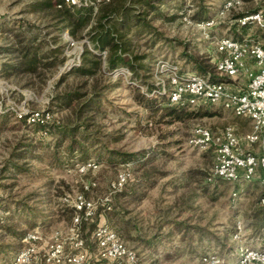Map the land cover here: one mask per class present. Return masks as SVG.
I'll return each mask as SVG.
<instances>
[{"label": "rangeland", "instance_id": "374dc122", "mask_svg": "<svg viewBox=\"0 0 264 264\" xmlns=\"http://www.w3.org/2000/svg\"><path fill=\"white\" fill-rule=\"evenodd\" d=\"M37 1L0 0V245H18L0 251L7 256L3 260L0 254V264L13 263L28 246L23 237L34 229L43 240L29 264H70L43 260L47 243L57 237L65 257L82 250L87 264H209L202 259L206 253L217 255V264H235L241 242L263 245L264 228H255L254 215L262 207L260 182L231 184L215 179L214 145L190 141L196 125L210 128L216 137L226 126L243 135L250 130V121L219 105L204 106L213 115L169 121L135 100L123 82L128 76H114L104 68L94 76L75 71L82 64L85 46L93 48L87 29L76 35L60 31L56 8L33 6ZM223 1L163 0L150 10L156 30L138 38L142 43L138 51L151 53L152 67L158 58H165L185 70L199 71L189 56L213 70V61L220 55L215 46L218 37L250 34L264 45V29L239 28L233 21L239 13L263 8L264 0H242L238 9L208 30L195 24L217 14ZM17 26L40 37L43 49L61 43L59 60L39 74L5 70L3 63L11 53L3 46L9 44L8 32ZM148 78L152 80L151 75ZM95 87H104L102 101L91 112L81 104ZM68 91L87 94L60 98ZM36 110L48 112V121L42 124L51 122L50 130L28 120ZM60 125H76V132H60ZM73 138L77 140L74 150L69 149ZM83 152L87 160L81 158ZM88 160L97 166L81 170ZM120 171H129L131 177L110 193L111 181ZM236 188L239 192L233 198ZM78 193L94 203V214L74 227ZM237 221L244 228L239 239L234 237ZM99 224H107L135 251L134 263L99 258L93 238ZM7 225L12 230H6ZM79 240L82 244L77 246Z\"/></svg>", "mask_w": 264, "mask_h": 264}, {"label": "built area", "instance_id": "2783aa9c", "mask_svg": "<svg viewBox=\"0 0 264 264\" xmlns=\"http://www.w3.org/2000/svg\"><path fill=\"white\" fill-rule=\"evenodd\" d=\"M241 3L242 0H224L217 14L201 19L195 24L203 30H208L220 17L233 9H238ZM64 5H95V3L94 0H60L56 7L60 8ZM233 21L239 28L246 26L264 28V7L238 15ZM215 46L220 55L213 61L212 72L182 70L171 60L158 58L151 69V81L166 95L168 104L185 107L219 105L234 116L247 118L250 121V130L243 135H238L233 127L226 126L221 134L215 137L210 128L196 125L190 141L193 145H214L212 175L215 179L231 184L258 180L263 187L258 203L264 206V45L258 38L246 34L218 37ZM88 48L103 61L105 60L106 49L95 50L89 44ZM110 73L127 78L130 71L127 67L121 66L112 69ZM141 89L145 90V86H141ZM48 116V112L44 114L36 110L30 112L28 120L45 123L48 121ZM96 166L95 161L88 160L82 163L81 170ZM130 177L129 171H120L111 181L110 193L121 189ZM93 184L94 182L85 184V189H89ZM238 192V188L231 192L233 198ZM74 209L75 227L92 217L94 203L84 194L78 193L74 197ZM243 230L241 221H237L234 237L241 238ZM23 238L28 246L17 254L12 264H29L40 251L38 242L43 240V235L38 230L28 232ZM57 238L47 243L44 248L43 260L46 263L67 261L70 264H87L86 252L82 250L65 257L63 244L60 238ZM93 238L100 259L112 261L125 258L130 263L136 261L135 251L127 248L118 234L107 224L97 225L93 231ZM81 244L82 241L79 240L77 246ZM202 259L209 264L219 262V257L212 253H206ZM235 264H264V244L253 245L241 242L238 245Z\"/></svg>", "mask_w": 264, "mask_h": 264}, {"label": "trees", "instance_id": "16d2710c", "mask_svg": "<svg viewBox=\"0 0 264 264\" xmlns=\"http://www.w3.org/2000/svg\"><path fill=\"white\" fill-rule=\"evenodd\" d=\"M59 1L40 0L33 2L32 5L45 9L56 8L54 17L61 24L60 31L67 29L71 35H76L79 30L82 31L86 28L85 34L90 39L93 49L107 50L106 58L103 61L92 49L85 46L82 53V64L76 66L75 71L94 76L102 68L112 70L119 66H127L130 74L126 80H123L124 84L132 89L135 100L145 105L153 114L160 111L161 117L168 116L169 121H181L194 116L214 114L205 109L204 106L206 105L191 110L185 106L168 104L166 95L148 78L151 75L152 63L150 60L153 56L146 51H138V47L142 44L138 42V38L155 32L156 29L151 24L149 13L150 10L156 9L163 0H94L95 5H64L58 8L56 4ZM258 8L239 13V15L255 11ZM8 33L6 37L9 38V44L3 46V49L11 53V56L7 63H3L5 70L39 74L42 73L43 69L51 68L59 60V53L61 56L63 49L61 43L60 46L43 49V41L40 37L31 36L28 29L23 28V26H17ZM189 58L194 61L193 66L199 72L213 71L209 70L207 65H202L196 57L191 55ZM40 68L41 71H38ZM181 69L185 70L184 68ZM141 86H145V90H142ZM102 88L104 87L91 89L92 91L81 104V107H86V110L89 109L91 112L95 111L102 101ZM86 94L81 93V91H68L60 98L63 96V98L70 100L81 98ZM36 124L51 129V122L46 124L37 122ZM58 131L73 134L76 132V125H60ZM76 141L73 138L69 144V149H75ZM112 152L114 153L113 150H111ZM86 156L87 154L83 152L81 158L85 159ZM254 215L258 218L255 228L261 227L263 229L264 206L255 211ZM6 230H12L10 225H7ZM17 246L0 245L2 249L0 251L5 252L6 249ZM0 254L1 258L6 260L7 256H2L3 253L1 252Z\"/></svg>", "mask_w": 264, "mask_h": 264}, {"label": "crops", "instance_id": "0c3cea01", "mask_svg": "<svg viewBox=\"0 0 264 264\" xmlns=\"http://www.w3.org/2000/svg\"><path fill=\"white\" fill-rule=\"evenodd\" d=\"M238 118L242 120L243 117H238ZM245 119H247V118H245ZM247 120H248V119H247Z\"/></svg>", "mask_w": 264, "mask_h": 264}]
</instances>
